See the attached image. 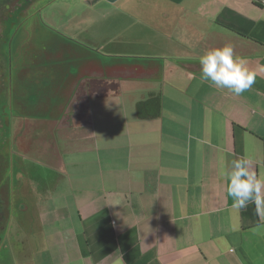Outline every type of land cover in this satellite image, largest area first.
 <instances>
[{"label":"crops","instance_id":"1","mask_svg":"<svg viewBox=\"0 0 264 264\" xmlns=\"http://www.w3.org/2000/svg\"><path fill=\"white\" fill-rule=\"evenodd\" d=\"M116 7L89 39L49 36L80 61L34 72L77 100L49 126L54 147L40 153L44 180L28 177L32 199L62 200L76 215L77 264H264V211L235 207L226 191L239 157L264 179V0ZM224 45L258 73L240 96L200 79V55ZM149 95L160 113L140 119L136 105ZM33 136L37 144L41 132ZM117 194L124 206L109 205Z\"/></svg>","mask_w":264,"mask_h":264},{"label":"rangeland","instance_id":"2","mask_svg":"<svg viewBox=\"0 0 264 264\" xmlns=\"http://www.w3.org/2000/svg\"><path fill=\"white\" fill-rule=\"evenodd\" d=\"M119 1L30 0L26 9L0 12V120H7L4 127L0 121V264H49L45 258L50 255L58 262L66 256L74 264L80 260L74 247L76 215L64 212L62 200L34 201L27 187L28 177L34 178L35 187L41 182L36 178L44 180L41 163L47 161L40 153L54 147L49 126L64 111L62 104L76 101L77 94L42 86L53 84L49 72L44 74L48 81L42 82L34 71L78 64L80 59L68 54L72 46L55 45L49 36L65 40L61 36L79 32L89 39L115 15ZM37 131L41 136L35 144Z\"/></svg>","mask_w":264,"mask_h":264},{"label":"clouds","instance_id":"3","mask_svg":"<svg viewBox=\"0 0 264 264\" xmlns=\"http://www.w3.org/2000/svg\"><path fill=\"white\" fill-rule=\"evenodd\" d=\"M200 79L217 89H227L240 96L251 89L256 81L257 71L248 67L245 57L235 55L231 45L206 50L199 57ZM264 71V67L260 68ZM227 195L233 198L234 206L246 209L254 204L257 212L264 211V179L258 177L246 157L231 161V170L226 173ZM125 197L117 194L109 205L124 206Z\"/></svg>","mask_w":264,"mask_h":264},{"label":"trees","instance_id":"4","mask_svg":"<svg viewBox=\"0 0 264 264\" xmlns=\"http://www.w3.org/2000/svg\"><path fill=\"white\" fill-rule=\"evenodd\" d=\"M22 2L23 4L19 3ZM30 0H0V12L5 8H14L13 10L16 12L17 10L26 9ZM161 110V102L158 95H149V97L140 101L136 105V114L140 119L151 118L159 115Z\"/></svg>","mask_w":264,"mask_h":264},{"label":"water","instance_id":"5","mask_svg":"<svg viewBox=\"0 0 264 264\" xmlns=\"http://www.w3.org/2000/svg\"><path fill=\"white\" fill-rule=\"evenodd\" d=\"M109 1H115V0H109Z\"/></svg>","mask_w":264,"mask_h":264},{"label":"built area","instance_id":"6","mask_svg":"<svg viewBox=\"0 0 264 264\" xmlns=\"http://www.w3.org/2000/svg\"><path fill=\"white\" fill-rule=\"evenodd\" d=\"M230 251H233V249H231Z\"/></svg>","mask_w":264,"mask_h":264}]
</instances>
